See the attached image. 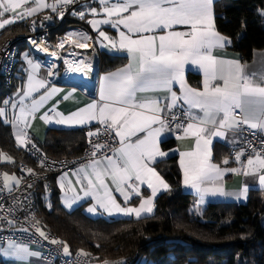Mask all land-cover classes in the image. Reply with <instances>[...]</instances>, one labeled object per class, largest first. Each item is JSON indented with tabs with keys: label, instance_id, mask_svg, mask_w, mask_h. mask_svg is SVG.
Returning <instances> with one entry per match:
<instances>
[{
	"label": "snow or ice",
	"instance_id": "snow-or-ice-1",
	"mask_svg": "<svg viewBox=\"0 0 264 264\" xmlns=\"http://www.w3.org/2000/svg\"><path fill=\"white\" fill-rule=\"evenodd\" d=\"M75 2L76 0H54L48 4L45 0H0V29L18 20L32 17L46 8L63 18L64 8ZM98 2L99 11L96 7H90L74 12L73 15L85 20L86 11L93 17L102 13L105 18H94L87 22L91 24L93 30L98 31L99 37L109 41L113 48H116L117 42L111 40L106 32L100 29V25H109L119 33V49L128 53L129 65L101 78L99 102L94 101L67 117L56 112L54 107L40 116L45 122H51L53 117L49 112H55L54 122L57 124L71 126L96 121L101 126L95 133L90 131L88 135L99 139L103 134L105 140L92 145V159L89 164L81 166L73 173L77 176L75 183L82 185L79 191L83 192L84 197L91 196L96 201V204L87 211L94 213L99 208L109 215L116 212L124 215L135 214L138 218L143 212L151 213L153 198L157 196L158 189L169 187L152 165L157 162L158 156L167 155L160 149V137L165 131H173V126L177 130L178 139L182 138L180 132L184 137L195 138L192 151L180 152V167L183 170L185 186L195 190L201 197L207 194L229 195L221 187L204 186L222 178L226 171L233 173L242 171L245 176L256 175L259 184L264 186V149L253 148L255 156L248 157L247 167L241 160L243 152L235 156V161L241 164V168L222 170L209 159L206 146L211 143L210 137L224 136L223 130L226 127L244 131L240 126L247 125L249 129L264 131V73L259 76L256 73L249 75L238 61L224 60L213 55L215 48H223L230 43L228 38L215 30L212 10L214 0H98ZM9 13L11 15L5 18ZM50 18L45 16V19ZM181 28L186 30H180ZM70 38L76 39L80 48L87 47V41L90 39L85 33L70 32L57 47L63 48L66 40L71 42ZM32 43L36 44V41ZM25 58L27 59V53ZM28 63L33 72L38 71V64L31 60H28ZM64 63L68 65V71L75 70L86 75L92 70L84 61H73L75 68L68 60ZM186 65H192L202 72V90L191 88L186 83L184 78ZM56 74V66L49 65L48 76ZM174 84L179 85L181 93L179 96L173 91ZM40 89L45 90L43 94L38 99L32 98L33 93L40 92ZM58 91L55 87H47L45 80L35 79L30 73L27 85L18 89L14 97L3 100V105H10L13 110L18 109V114L13 112V118L9 121L5 107H0L3 123L11 122L13 128H18L17 147L31 143L26 131L30 127L28 117H34L44 103ZM161 91L169 93L170 97L142 95ZM69 96L64 98L68 99ZM29 99L31 102L26 103L25 101ZM180 100L187 105V109L181 113L187 117V121L180 120L176 114L177 101ZM191 109H198L202 115L192 113ZM21 125L22 127H19ZM89 142L92 143L91 140ZM261 144L264 145V141H261ZM32 148H36L35 144H32ZM109 149L112 155L106 154ZM0 158L12 162V158L3 153H0ZM223 163L227 165L229 161L225 159ZM41 166H44L43 161ZM255 166H258L259 170H256ZM27 171L32 172L31 169ZM2 179L3 188L8 191L13 190L10 182L19 187L20 179L15 174L3 173ZM65 179L66 174L61 176V181ZM108 180L123 196L125 205L131 199V193L142 197L140 185L146 184L147 188L151 189V197H142L139 207H122L110 191V186L106 182ZM83 181H87L86 187L83 186ZM61 188L64 190L63 183ZM67 190L75 191L71 181ZM247 190L245 186L237 195L244 196ZM80 199L81 197L76 195L66 201L67 206L71 207L72 203ZM7 223L12 224L13 221L8 219ZM36 231L47 239L45 233L38 227ZM51 243L56 244L59 241L52 240ZM63 250L65 255L69 254L67 244H64ZM0 254L20 261L26 257L39 255L20 245H11L0 250ZM104 264H107V261Z\"/></svg>",
	"mask_w": 264,
	"mask_h": 264
},
{
	"label": "trees",
	"instance_id": "trees-1",
	"mask_svg": "<svg viewBox=\"0 0 264 264\" xmlns=\"http://www.w3.org/2000/svg\"><path fill=\"white\" fill-rule=\"evenodd\" d=\"M213 11L217 32L228 38V48L238 53L242 62L250 61L254 50L264 49V0H216ZM25 31L26 25L11 26L0 34V41ZM124 63V58L97 53V74ZM187 81L199 85V77L191 73ZM14 90L15 86L0 94V107ZM47 137L50 145L41 148L52 158L78 156L86 141L84 130L51 129ZM173 146V139L161 145L163 150ZM0 153L11 157L13 163L31 166L1 118ZM154 166L170 189L157 198L150 216L137 220L91 219L83 213V205L67 213L55 187L47 206L39 184L35 203L43 230L63 246L67 244L69 254L85 253L98 264L122 260L125 264H264V191H249L242 204L209 203L196 212L194 198L180 189L176 158L171 156ZM0 170L8 171L9 163H0Z\"/></svg>",
	"mask_w": 264,
	"mask_h": 264
},
{
	"label": "built area",
	"instance_id": "built-area-1",
	"mask_svg": "<svg viewBox=\"0 0 264 264\" xmlns=\"http://www.w3.org/2000/svg\"><path fill=\"white\" fill-rule=\"evenodd\" d=\"M91 1L76 0L75 3L66 6L63 18L47 8L46 11L27 20L25 32L17 33L13 37L0 41V94L9 93L14 86L16 87L19 82L18 71L21 68L20 57L26 53L32 61L45 69L44 80L48 85L86 87L73 77L68 79L67 75L70 71H68V65L64 61L68 60L70 64H73V61H84L91 66L90 72L95 74L97 68L95 37L88 28L87 18L81 20L78 15H73L74 12L86 10ZM53 2L54 0H48V4ZM45 16L51 18L45 19ZM33 21H35L34 24ZM70 32L87 34L90 37L87 41V47H78L74 38H70L71 42L66 40L63 48L57 47L65 35ZM32 41H36V44H33ZM71 53H75V55H70ZM49 65L56 66L57 74L55 76H48ZM184 110L176 109L175 111L180 120L187 121V117L181 115ZM100 128L101 126H97L94 133ZM241 128L244 131H238L239 142L227 149V157L234 164H240L235 161L237 154L243 152L244 155L241 156V160L245 162L249 156H255L253 148L256 150L264 149V145L261 144V141H264L263 132L247 127ZM87 132L89 133V131ZM167 132L172 139L177 138V130L174 126L173 131ZM180 135L182 136L183 133L180 132ZM28 137L31 143L24 146V152L29 158L31 166L22 161L9 164V169L15 171L17 178L20 179L19 187L13 186L12 191L4 189L0 170V245L11 241L36 246L40 248L42 260L48 264H98L92 262L90 256L83 255L81 252L65 255L64 246L59 239L51 232L43 230L37 213L35 191L38 185L42 184L45 189V194H43L47 196L51 191L52 176L88 165L92 159V145L98 142L102 143L105 136L101 134L98 139L96 136L89 137L87 135L80 154L69 158L47 156L40 148L39 143L32 140L29 134ZM90 140L92 143L89 142ZM32 144H35V149L32 148ZM103 154L101 153V155ZM106 154L112 155L111 150H107ZM42 161L44 166H41ZM28 169H31L32 172L29 173ZM8 219L12 220L13 223L8 224ZM37 227L45 233L47 239L36 231ZM23 229H27V231ZM52 240H57L59 243L53 244L51 243Z\"/></svg>",
	"mask_w": 264,
	"mask_h": 264
},
{
	"label": "crops",
	"instance_id": "crops-1",
	"mask_svg": "<svg viewBox=\"0 0 264 264\" xmlns=\"http://www.w3.org/2000/svg\"><path fill=\"white\" fill-rule=\"evenodd\" d=\"M215 1L216 0H214V2ZM45 3H48V0H45ZM90 7H96L97 10L99 11L100 5H99L98 0H92L91 2H89L87 5V9ZM46 10H47V8L43 9L41 12H38L37 14H35L32 17H35L38 14H40ZM212 10H213V6H212ZM262 13H264V12H261V15H262ZM9 15H11V14L10 13L6 14L5 18H7ZM213 15H214V11H213ZM262 16L264 17V15H262ZM32 17L26 18L24 20H18L14 24L6 25V27L4 29H0V34L5 29H7L11 26L26 25L27 20L32 18ZM86 18H87V20H91L94 18L95 19H103L105 17L103 16L102 13L96 17H93L89 12L86 11ZM214 25H215V22H214ZM88 28L93 33V35L95 37L94 47H95L96 53H103V54H106V55L111 56V57L124 58L125 63L122 66L117 67L113 70L106 71V72H98V74L96 75V78L94 79V82L92 85L93 87H91V88L90 87L78 88L76 86H69V85H60V84L48 85L47 84V87H49V88L55 87L59 91L44 103V105L39 109V111L36 112L34 117H32V116L28 117V122L30 124V127H28L26 129L27 133L30 135L32 140L39 143L40 148H41V146L44 147V145H50V139L48 140L47 133L51 129H58V130H64V131H82V130H84V135H85V140H86V137L88 135L87 131L94 132L95 129L97 128V126H100V124H98L96 121H91L90 123H85L83 125H71V126H69L66 124L55 123L54 122L55 118H56L55 112H49V115L53 117V121H51V122H45L44 120L40 119V116H42L45 112H48V110L50 108L54 107L56 112H59V113H61V115L67 117L71 113H73V112H75L81 108L86 107L88 104H90L94 101L99 102V85H100L101 78L110 74V73H114V72H117L121 69L126 68L130 63V58H129L126 50L119 49V33L115 29L111 28L109 25H103V24L100 25V29L104 30L106 32V34L110 37L111 40H115L117 42L116 48H113L109 41L103 40V38L99 37L98 31L93 30L91 24H89V23H88ZM121 30H124V29H121ZM180 30H186V29L181 28ZM215 30H216V28H215ZM124 31H126V30H124ZM228 45H229V43H227L226 46L223 48H215L213 50V55H215L217 58L224 59V60L238 61L244 67V71L246 73H248L249 75H251L252 73H256L257 76H259L261 73H264V49L254 50L252 52L251 60L248 62H242L241 56L238 53L231 51L228 48ZM20 58L22 59V57H20ZM21 59H20V66H21V62L23 61V59H24V61L26 60L25 66L27 64H29L28 60H31V58H29L28 56L26 59L25 55H23L22 61H21ZM32 62L34 64H37L34 61H32ZM25 66L24 67L21 66V68L18 71V81L19 82L16 84L14 93L10 97H14V94L17 92L18 89H22L24 86L27 85L28 76L30 73L34 76L35 79H43L44 80L45 69H43L39 66L38 71L33 72L32 69L25 68ZM189 73L199 77V85L197 87L194 85H190L188 83L187 74H189ZM184 78H185V81L189 87L195 88L198 90L203 89V74H202V72L197 70L194 66H192V65H186L185 66ZM217 83H222V82H217ZM44 91H45L44 89H40V92L33 93L32 98L38 99L39 96L41 94H43ZM173 91H175L178 96L181 94L178 84L173 85ZM69 94H71V95L69 96ZM142 95H149V96H153V97H164V96L170 97L169 93H166L163 91L155 92V93H147V94H142ZM65 96H69V98L65 99L64 98ZM10 97H8V98H10ZM25 102L30 103L31 99H29ZM5 109L9 113L7 116L9 121H11L13 118V112H16L18 114V109L13 110V109H11L10 105L5 106ZM176 109H187V105H184L182 100L177 101V108ZM191 112L194 114H201L202 115V113H199L198 109H191ZM7 125L11 129L12 137H13L14 143L17 147L16 133L18 131V128H13L11 122L7 123ZM19 127H22V125ZM240 127H247V125H241ZM223 131L225 133L224 136H222V137H210L211 143L206 146L207 150H208L210 162L216 164L222 170L223 169H231V168H241V164H234L227 157L228 147L236 145L239 142V135H238L239 130H231V129H228L226 127ZM261 132L264 133V131H261ZM181 137L182 138H180V139H178V138L173 139L174 140V146L172 148H170L168 150H163L161 147L162 143H164L165 141H167L169 139H172L169 132H167V131L163 132L161 134V137H160V140H161L160 149L162 151H164L165 153H167V155L162 156V157L158 156L156 158V160L158 162L161 160H165L171 156H174L176 158L179 173H180V189L183 193L191 195L194 198V207H193L194 211L197 212L198 210L203 209L209 203L242 204V203L246 202L247 195H248L249 191H252V190L264 191V186H261L259 184L258 176H256V175L245 176V175H243L242 171L240 173H233L231 171H226L224 173V175L222 176V178H220L214 182H210L204 186L205 187H221L224 190V192L229 193V195L221 196L219 194H217V195L207 194V195H204L203 197H201V195L198 194L195 190L185 186L183 170L180 167V152L192 151L194 149V146H195V138L192 136L184 137L183 135ZM116 146L117 147L119 146L118 143L116 144ZM17 148L24 152V147H17ZM225 159H227L229 161V163L227 165L223 163V161ZM246 162H247V160H245V162H244L245 167H247ZM0 163H9V162L8 161L6 162V160H5L3 162L0 161ZM154 165H155V163L152 165L155 168ZM255 167H256V170H259L258 166H255ZM76 171L77 170H73V171H69V172H65V173H61V174L52 176L53 179L51 177V191L48 193L47 196L44 195L45 189H44L43 185L42 184L40 185V187H41V189H40L41 198H42L43 202H45V205L48 206L50 195L52 193V188L55 187L57 192H58V198H59L60 206L67 213H70V212L74 211L77 207L83 205V209H82L83 213L91 219L101 218V219H105V220H115V219L137 220L140 218L148 217L152 214L153 211L151 213L143 212V213H141V216L139 218L135 214L124 215L122 213H116V212H113L111 215H109L108 212H105L102 209H99L98 206H97L98 210L96 212L89 213L87 211V209L89 207L93 206L94 204H96V201H94L91 196L84 197L83 192L79 191V189L81 188L82 185L75 183L77 176L73 175V173ZM1 172H2V175H3V173L16 175L15 172L12 173L11 171H2L1 170ZM64 174L67 175V179L61 181V176ZM16 177H17V175H16ZM69 181L72 182V187L75 189V191H68L67 190ZM106 182L109 184L110 191L112 192L113 196L116 198L117 203H119L122 207H125V206L139 207L140 200L142 197H144V198L151 197V189H148L146 184L140 185L142 197L136 196L134 193H131L130 189H128L129 193H131V199L129 200L128 204L125 205L123 196H121L120 193L115 190L114 185H111V181L108 180ZM10 183H12V185L15 186L14 182H10ZM62 183L64 185V190H62V188H61ZM165 183L167 184L166 181H165ZM83 186L84 187L87 186V181H83ZM245 186H247V188H248L246 194L244 196H238L237 194H239L245 188ZM169 189H170V187H168L167 189L160 187L158 189L157 196L155 198H153V209H154V205H155L157 198L160 197L161 195L167 193ZM76 195H79L81 197V199L72 203L71 207H68L66 201L71 200ZM101 195H102V193H101ZM11 245L26 246L29 248L30 251L36 252L39 255L33 256V257H26L23 261H20V260L13 259L11 257H5L4 255L0 254V262H2L3 264H48L42 260L40 248H38L36 246H31V245H26V244H22V243L9 241V242H5L3 245H0V250L7 249Z\"/></svg>",
	"mask_w": 264,
	"mask_h": 264
},
{
	"label": "bare ground",
	"instance_id": "bare-ground-1",
	"mask_svg": "<svg viewBox=\"0 0 264 264\" xmlns=\"http://www.w3.org/2000/svg\"><path fill=\"white\" fill-rule=\"evenodd\" d=\"M73 68H75V64H72ZM92 73V72H90ZM68 79L70 80L71 77L74 79H77L78 81H81L82 84H87L89 85L90 79L88 73L85 75L83 72H78V71H70L69 74L67 75Z\"/></svg>",
	"mask_w": 264,
	"mask_h": 264
},
{
	"label": "water",
	"instance_id": "water-1",
	"mask_svg": "<svg viewBox=\"0 0 264 264\" xmlns=\"http://www.w3.org/2000/svg\"><path fill=\"white\" fill-rule=\"evenodd\" d=\"M96 74H97V70L95 71V74H92V73H90V72H88V75H89V79L91 80L90 81V83H89V85H87V84H83V85H85L86 87H93L92 85H93V82H94V79L96 78ZM81 82V81H80ZM93 89V88H92ZM120 262L121 261H119V262H117V263H114V264H120ZM122 262H123V264H125L126 263V260H122Z\"/></svg>",
	"mask_w": 264,
	"mask_h": 264
},
{
	"label": "rangeland",
	"instance_id": "rangeland-1",
	"mask_svg": "<svg viewBox=\"0 0 264 264\" xmlns=\"http://www.w3.org/2000/svg\"><path fill=\"white\" fill-rule=\"evenodd\" d=\"M24 55H25V54H24ZM21 57H22V59H23V55H22ZM20 59H21V58H20ZM22 59H21V61H22ZM25 63H26V60L24 61V59H23V61L21 62V66L24 67V66H25ZM25 68H28V69L30 68V69H31V67H30L29 64H27V65L25 66ZM2 107H5V106L2 104ZM6 114H7V116H8L9 113L6 111ZM1 119L3 120L2 117H1ZM8 120H9V119H8ZM5 160H6V159H4V158H0V161H1V162L5 161ZM6 162H7V160H6ZM10 163H13V162H9V164H10ZM8 171H11L12 173L15 172V171H12V170H10V169H9ZM263 225H264V222H263Z\"/></svg>",
	"mask_w": 264,
	"mask_h": 264
}]
</instances>
